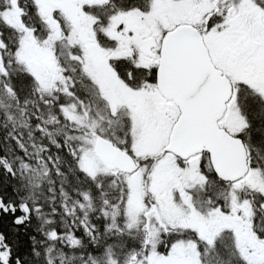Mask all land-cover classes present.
<instances>
[{
	"label": "snow or ice",
	"instance_id": "6c2138e0",
	"mask_svg": "<svg viewBox=\"0 0 264 264\" xmlns=\"http://www.w3.org/2000/svg\"><path fill=\"white\" fill-rule=\"evenodd\" d=\"M0 264H264V0H0Z\"/></svg>",
	"mask_w": 264,
	"mask_h": 264
}]
</instances>
